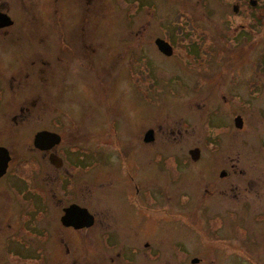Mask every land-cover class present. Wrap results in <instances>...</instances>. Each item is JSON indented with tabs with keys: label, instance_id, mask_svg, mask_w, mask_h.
<instances>
[{
	"label": "rangeland",
	"instance_id": "rangeland-1",
	"mask_svg": "<svg viewBox=\"0 0 264 264\" xmlns=\"http://www.w3.org/2000/svg\"><path fill=\"white\" fill-rule=\"evenodd\" d=\"M48 1L0 0V10L16 26L26 29L33 41L49 42L53 38L49 36L51 31H56V40L62 46L66 30L76 31L82 26L88 30L84 38L89 45L93 44V53L88 50L86 65L79 64L81 61L73 64L70 78L74 85L69 90L59 85L57 102L65 100L64 105L75 107V114H85L90 137L102 133L103 141L114 145L118 136H130L133 144L129 146L134 147V152L138 150L146 156L151 153L148 160L129 173L159 201L154 206L160 210L155 209L145 233L152 241L159 242L158 235L164 238L160 260L163 262L159 264H179L172 243L183 248L179 249V258L185 264H193L194 258L200 260L196 264H264V228L255 219L263 207L257 201L256 190L264 182L259 173L264 166L259 159L264 158V0H257V9L248 5L249 0H67L69 11L64 10L66 0L47 4ZM237 2H241L238 15L233 12ZM46 8L62 10L58 15L45 16ZM179 9L191 15L201 36L197 44H178L179 57L183 58L180 60L159 52L154 42L158 37L168 38L167 30L175 34L172 23ZM37 30L42 31L41 36L36 34ZM220 34L229 40L230 47L217 43ZM206 37H211V41L203 44ZM201 42L204 49L200 48ZM98 53L103 64L98 63L99 57L95 58ZM39 54L40 50L32 51L26 66ZM133 72L137 73L131 77ZM148 78L152 80L150 86L146 84ZM228 80L231 85L226 90L223 83ZM101 106L105 109L98 111ZM236 114H243V133L234 128ZM42 117L48 121L50 114ZM26 120L34 122L35 118ZM150 127L156 140L141 147V136ZM203 144L205 158L193 166L189 150ZM113 145L107 146L111 149ZM218 146L223 149L215 155L213 150L219 151ZM177 153L186 154L179 163L186 172L181 181L178 166L172 164L175 158L170 157ZM229 154L237 158L238 164L233 166L231 177L221 178L212 161L217 157L214 163L227 162ZM96 164L90 157L89 167ZM245 167L247 175L241 171ZM114 181L117 183L115 177L105 179V186L99 189L91 181L83 203H88L97 215L106 205L103 201L100 205L98 199L111 200L107 204L113 211L110 216L119 223L116 199H110L107 193L114 190ZM178 201L187 209L174 215ZM161 209L162 214H158ZM230 211L237 212L240 220ZM26 222L29 231L22 238L24 242L10 239L15 251L2 255L0 244V264H35V228L25 218ZM241 223L250 235L234 241L232 229L237 233ZM119 230L122 231L120 227ZM100 231L97 224L92 233L100 235ZM58 233H69L60 221Z\"/></svg>",
	"mask_w": 264,
	"mask_h": 264
},
{
	"label": "flooded vegetation",
	"instance_id": "flooded-vegetation-1",
	"mask_svg": "<svg viewBox=\"0 0 264 264\" xmlns=\"http://www.w3.org/2000/svg\"><path fill=\"white\" fill-rule=\"evenodd\" d=\"M55 2L58 3V0ZM46 3H52V0ZM64 6V10L69 11L68 1ZM61 10L46 8L44 14L45 16L54 13L58 15ZM32 15L37 16L35 13ZM14 28L17 29L12 31ZM27 32L26 29L16 26V24L0 30V68L2 67L0 71V147L7 149L10 157L7 171L0 177L1 254L15 251L11 247L10 239L24 242L22 238L25 237V232L29 231L27 222L25 223L26 218L34 224L30 227L35 228L34 252L38 256L35 264H154L157 261H159L157 264L162 263L163 260H160L163 258V249L165 248L164 238L162 239L161 235H158L159 242H156L145 235L148 230L147 222L149 219H153L155 209L160 210L154 206L158 205L159 201L155 199L151 191L146 190L147 186L144 191L134 174L130 175L129 173L133 168L137 170L144 161L151 157V153L146 156L138 150L134 152V147H131L133 138L130 136L122 138L118 136L115 138L116 144L114 145L113 142L103 141L102 133L90 137L89 120L85 114H82L83 112L80 113L83 108H79L81 110H78L80 113L78 115L75 114V107L63 104L65 100L57 102L59 85H64L67 90L74 85L73 79L70 78L73 64L77 63L78 65L81 61L82 63L79 64L86 65V59L89 56L86 54L88 50L92 52L90 45L93 44L89 45L87 41L85 42L86 37L84 38L85 33L88 35V30L84 26L76 31L66 30L64 46L58 45L56 31H51L49 36L53 38L49 42L30 40ZM40 32L42 33L41 30H37L36 34L41 36ZM159 38L167 41L173 49V55L167 57L183 59L179 57L178 48L180 49V46L175 39L171 40L167 37L156 39ZM80 43L81 46H79ZM38 50H40L39 57L26 66L25 61L30 59L32 51ZM93 50L95 51V48ZM98 57L99 53L95 58ZM142 58L145 59V57L139 59ZM98 63L103 64L102 57H99ZM136 73L133 72L131 77ZM103 77L104 75L102 80ZM225 81L223 84L227 90V86H230L231 83L230 80L228 83ZM151 82L152 80L148 78L146 84L150 86ZM220 99L225 100L223 96ZM100 109L105 108L101 106L98 111ZM42 114H50L49 120L45 121ZM242 115L234 116V128L237 132H242L246 126ZM31 116H34L35 123L26 120ZM236 118H241L242 126L240 128L237 127ZM41 132L59 135L61 140L59 143H53L49 149L43 150L35 146L36 135ZM155 136L154 129L147 128L145 134L141 136L140 146L144 147L146 144L154 143ZM241 136L244 135L241 134ZM110 144L113 145L111 149L107 146ZM204 147L205 145L193 148L200 150L199 159L197 161L191 159L193 166L200 164L205 158ZM222 149H219L218 146L219 151L213 150V152L217 155L222 152ZM191 150H189L190 158ZM125 152L130 153H127L128 156H126ZM158 155L164 157L163 153H158ZM90 157L93 161H97V164L92 168L89 167ZM170 157L175 158L172 164L174 167L178 166L181 173L179 180L181 181L186 172L183 171L184 167L179 163L184 160L186 154L177 153V156ZM259 159L264 164V158ZM236 160V157L229 154L227 162L218 161L221 164H217L212 161V163L214 169L219 171L221 178H228L232 176L233 168L238 164ZM183 164L185 163L183 162ZM245 168H242L241 171L246 174L245 170L248 168ZM259 173L264 176L263 165ZM113 177L117 183L116 181L112 182L114 190L110 189L107 193H109L110 199H116L114 204L118 206L116 209L120 215L119 223L110 216L109 212L113 211L107 204H110L111 200L105 197L98 199L100 205L103 206L102 201L106 204L98 211V214L102 216L91 212L93 210L88 208V203H83L85 190L91 181L99 189L105 186V179ZM139 179L142 180V178ZM144 179L146 180V178ZM179 180L177 183H180ZM100 181L101 184L98 185ZM256 194L257 201L261 207L263 204V207L255 219L264 228L263 181L261 188L256 190ZM121 198L123 200H120ZM73 205L87 209L93 215V226L75 229L62 224L65 210ZM172 205L174 203H171V208ZM178 205L174 215L176 213L181 215V212H185L187 209L179 201ZM248 207L247 205L246 210ZM59 208L61 209L60 214ZM169 208L167 206L168 210ZM162 211L163 209L158 214H162ZM32 213L34 215L28 217ZM230 213L235 214V218L240 220L237 212L230 211ZM133 216L137 218V222L134 221ZM59 221L69 233H58ZM97 224L101 229L100 235L92 233ZM119 227L122 231L119 230ZM235 235L234 241L240 237L245 240L244 236L247 237L250 233L245 231L241 223V226L237 227V233H234L232 229V237L234 238ZM125 236L128 238L126 239ZM126 242H131L134 245L127 246ZM172 247L174 255L178 256V263L185 264L179 258L183 248L176 243H172ZM63 253L65 254L64 258L59 260V256ZM143 256L146 258L145 260L142 258Z\"/></svg>",
	"mask_w": 264,
	"mask_h": 264
},
{
	"label": "water",
	"instance_id": "water-1",
	"mask_svg": "<svg viewBox=\"0 0 264 264\" xmlns=\"http://www.w3.org/2000/svg\"><path fill=\"white\" fill-rule=\"evenodd\" d=\"M251 4L255 6L256 2L252 1ZM235 11L238 12V6L235 7ZM13 24V20L7 14L0 12V29L11 27ZM156 45L161 52L168 55L173 54L172 47L165 40L157 39ZM241 123V118H236L237 127L240 128L242 126ZM60 140L61 138L59 135L50 132H41L36 135L35 146L46 150L49 149L53 143H59ZM190 155L194 161H197L200 156V150H191ZM9 159L8 150L0 147V177L6 173ZM62 224L66 227H74L75 229L90 228L94 224V217L87 209L73 205L65 210V214L62 217ZM199 261V259H194L192 262L196 264Z\"/></svg>",
	"mask_w": 264,
	"mask_h": 264
},
{
	"label": "trees",
	"instance_id": "trees-1",
	"mask_svg": "<svg viewBox=\"0 0 264 264\" xmlns=\"http://www.w3.org/2000/svg\"><path fill=\"white\" fill-rule=\"evenodd\" d=\"M176 15L178 16L177 17L175 16V19L172 23L173 26L175 27L174 29L175 34L173 35L172 30H169V31L167 30L166 33H167L168 38L175 39V41L182 46L184 45V43H180V42H185V41H189V43L191 44H197L196 40L198 39V37L200 39L201 36L199 35L198 30L195 28V23L191 15L187 13L186 11H184V9H179ZM195 32L197 35L193 34ZM216 39H217L216 41L218 44H222L224 47H230L229 40H227L223 35L221 34L218 35ZM209 41H211V37H206L203 44H208ZM203 44L201 42L200 48L202 49H204ZM231 46L234 47L235 45H231Z\"/></svg>",
	"mask_w": 264,
	"mask_h": 264
}]
</instances>
